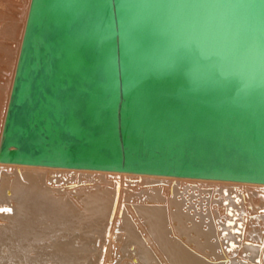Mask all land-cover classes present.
Instances as JSON below:
<instances>
[{
	"label": "water",
	"instance_id": "95a60500",
	"mask_svg": "<svg viewBox=\"0 0 264 264\" xmlns=\"http://www.w3.org/2000/svg\"><path fill=\"white\" fill-rule=\"evenodd\" d=\"M0 163L264 184V0H31Z\"/></svg>",
	"mask_w": 264,
	"mask_h": 264
},
{
	"label": "bare ground",
	"instance_id": "6f19581e",
	"mask_svg": "<svg viewBox=\"0 0 264 264\" xmlns=\"http://www.w3.org/2000/svg\"><path fill=\"white\" fill-rule=\"evenodd\" d=\"M72 221L94 264L124 228L130 264H264V184L0 163V264H93Z\"/></svg>",
	"mask_w": 264,
	"mask_h": 264
},
{
	"label": "rangeland",
	"instance_id": "374dc122",
	"mask_svg": "<svg viewBox=\"0 0 264 264\" xmlns=\"http://www.w3.org/2000/svg\"><path fill=\"white\" fill-rule=\"evenodd\" d=\"M28 7H29V0H0V134H1L3 115L8 101V95H9L8 92L9 89H11V83L13 81L14 65H15L14 61L17 54V47L21 37L22 26ZM76 221H78V219ZM76 221H72V223L73 224L78 223L79 226L71 225L73 229L70 230L73 231L74 233L73 234L72 232H66V233L71 234V236L69 235V237H72L74 234L78 235L80 237V243L84 242V245L86 243V247L84 248H88L87 244L89 245V248L92 245L96 247V249L93 252H90V254H92L91 258H93V264H94V262H96L95 259L99 257L98 255H101V253L103 252V248L101 247L102 244H100L99 246L93 244L94 243L93 234H92L93 230L91 227L86 226L87 221L86 223L85 221H79L77 223H74ZM83 222L86 225L84 226L80 225L81 223L84 224ZM79 227H81L80 228L81 230L79 229ZM74 228H78L80 230L79 231L80 233L82 231L81 233L82 235L79 234V232H76L77 230H75ZM84 230L85 231L88 230L87 233L88 232L90 233L86 234ZM94 233L96 234V232ZM95 234H94V238L97 237V235ZM129 237H131V233H128L127 230H125L124 228L121 235L119 236V241L117 242L110 241L105 246L104 249L105 263L130 264V260H129L130 258L128 256ZM178 239L181 240L182 238L178 237ZM142 240L143 238L140 239L138 237V244H140ZM151 242L152 241L150 237H148L149 247L152 250ZM148 243L146 245H148ZM87 250L88 249H86V251ZM199 252L200 251L197 250V253ZM85 259L87 260V258ZM85 259H83V261L87 263L88 261H86Z\"/></svg>",
	"mask_w": 264,
	"mask_h": 264
}]
</instances>
